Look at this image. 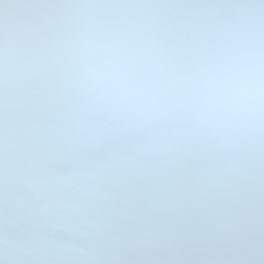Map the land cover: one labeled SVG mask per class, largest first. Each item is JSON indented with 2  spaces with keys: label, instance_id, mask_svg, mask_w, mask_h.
I'll list each match as a JSON object with an SVG mask.
<instances>
[{
  "label": "snow or ice",
  "instance_id": "1",
  "mask_svg": "<svg viewBox=\"0 0 264 264\" xmlns=\"http://www.w3.org/2000/svg\"><path fill=\"white\" fill-rule=\"evenodd\" d=\"M0 264H264V0H0Z\"/></svg>",
  "mask_w": 264,
  "mask_h": 264
}]
</instances>
